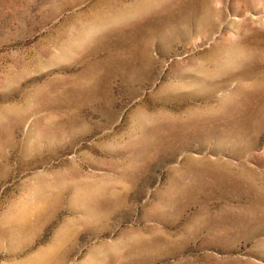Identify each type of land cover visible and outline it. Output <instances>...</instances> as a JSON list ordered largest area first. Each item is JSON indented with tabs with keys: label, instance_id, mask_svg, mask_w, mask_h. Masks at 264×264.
<instances>
[{
	"label": "rangeland",
	"instance_id": "1",
	"mask_svg": "<svg viewBox=\"0 0 264 264\" xmlns=\"http://www.w3.org/2000/svg\"><path fill=\"white\" fill-rule=\"evenodd\" d=\"M0 264H264V0H0Z\"/></svg>",
	"mask_w": 264,
	"mask_h": 264
},
{
	"label": "bare ground",
	"instance_id": "2",
	"mask_svg": "<svg viewBox=\"0 0 264 264\" xmlns=\"http://www.w3.org/2000/svg\"><path fill=\"white\" fill-rule=\"evenodd\" d=\"M262 197V196H261Z\"/></svg>",
	"mask_w": 264,
	"mask_h": 264
}]
</instances>
